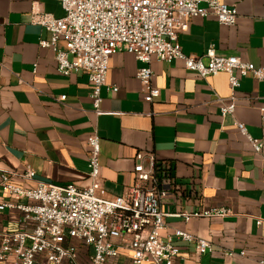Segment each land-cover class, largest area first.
Segmentation results:
<instances>
[{
    "label": "crops",
    "instance_id": "crops-1",
    "mask_svg": "<svg viewBox=\"0 0 264 264\" xmlns=\"http://www.w3.org/2000/svg\"><path fill=\"white\" fill-rule=\"evenodd\" d=\"M221 1L237 7L236 24H222L215 16L191 18L180 34L184 52L203 55L213 43L221 53L264 67V0ZM36 11L65 15L58 0H0V175L30 166L35 180L13 181L24 187L38 182L86 187L91 182L88 136L96 130L108 194H123L135 183V157L144 150L167 163L177 182L163 200V210H233L223 218L166 217L164 235L183 228L210 240L214 248L200 254L194 243L174 237L180 247L177 263L259 264L264 259V80L243 77L234 114L223 116L219 98L232 94L227 73L202 78L181 60L154 58L153 84L161 94L147 102L137 76L144 63L122 48L111 56L107 78L109 86L119 89L104 88V113L97 114L88 75L60 73L55 51L42 47L41 40L50 39L51 32L33 22ZM59 47L64 48L63 41ZM62 95L66 100L59 99ZM237 122L263 142L260 152ZM19 215L0 210V230L16 229Z\"/></svg>",
    "mask_w": 264,
    "mask_h": 264
},
{
    "label": "built area",
    "instance_id": "built-area-1",
    "mask_svg": "<svg viewBox=\"0 0 264 264\" xmlns=\"http://www.w3.org/2000/svg\"><path fill=\"white\" fill-rule=\"evenodd\" d=\"M65 15L56 17L35 12L33 22L51 32L42 47L55 51L57 69L64 75L84 72L92 88L94 111L101 108L110 58L124 48L144 63L137 73L147 102L161 94L153 84V59L160 62L181 60L186 69L208 78L228 74L232 94L219 98L223 116L234 114L236 90L243 77L251 74L264 80V67L245 61L237 54H224L210 44L203 55L184 52L180 34L187 31L191 18L215 16L233 26L238 9L221 0H58ZM63 41L64 48L59 47ZM208 58L205 62L204 58ZM62 95L59 99L66 100ZM227 100V102H226ZM264 113V107L262 108ZM239 131L260 152L263 142L251 136L243 122ZM91 182L86 187L73 182H38L24 187L14 177L35 180L36 171L3 170L0 175V210L19 212L18 227L0 230V264H179L180 247L174 237L194 243L200 254L213 252L210 240L183 228L164 235L166 217L223 218L233 214L228 207H202L191 211L166 212L163 200L177 188L169 165L154 153L140 150L134 166L135 183L123 194L110 195L104 187L100 162L101 138L95 130L88 136ZM147 160V162H146ZM261 224V220L258 221ZM78 241L80 245L73 242ZM230 252L229 255H232ZM242 254H245L243 251ZM259 264H264V259Z\"/></svg>",
    "mask_w": 264,
    "mask_h": 264
},
{
    "label": "rangeland",
    "instance_id": "rangeland-1",
    "mask_svg": "<svg viewBox=\"0 0 264 264\" xmlns=\"http://www.w3.org/2000/svg\"><path fill=\"white\" fill-rule=\"evenodd\" d=\"M73 243L76 244V245H80V243L78 241H75V240H74Z\"/></svg>",
    "mask_w": 264,
    "mask_h": 264
},
{
    "label": "trees",
    "instance_id": "trees-1",
    "mask_svg": "<svg viewBox=\"0 0 264 264\" xmlns=\"http://www.w3.org/2000/svg\"><path fill=\"white\" fill-rule=\"evenodd\" d=\"M167 164V163H166ZM169 171L171 172V167H169Z\"/></svg>",
    "mask_w": 264,
    "mask_h": 264
}]
</instances>
